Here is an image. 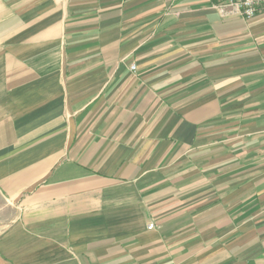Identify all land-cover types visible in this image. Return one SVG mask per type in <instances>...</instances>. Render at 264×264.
Returning <instances> with one entry per match:
<instances>
[{"label":"crops","instance_id":"obj_1","mask_svg":"<svg viewBox=\"0 0 264 264\" xmlns=\"http://www.w3.org/2000/svg\"><path fill=\"white\" fill-rule=\"evenodd\" d=\"M223 1L0 0V264H264V7Z\"/></svg>","mask_w":264,"mask_h":264},{"label":"built area","instance_id":"obj_2","mask_svg":"<svg viewBox=\"0 0 264 264\" xmlns=\"http://www.w3.org/2000/svg\"><path fill=\"white\" fill-rule=\"evenodd\" d=\"M261 7H264V0H224L217 9L222 14L239 13L246 18H252ZM130 70L135 72L136 67L132 65Z\"/></svg>","mask_w":264,"mask_h":264},{"label":"rangeland","instance_id":"obj_3","mask_svg":"<svg viewBox=\"0 0 264 264\" xmlns=\"http://www.w3.org/2000/svg\"><path fill=\"white\" fill-rule=\"evenodd\" d=\"M1 204H2V202L0 201V210H1V207H2ZM3 213H4V212H3ZM4 216H5V215H0V220L4 219ZM3 223H4V222H1V224H0V230H1V229L4 227V225H5V224H3Z\"/></svg>","mask_w":264,"mask_h":264}]
</instances>
